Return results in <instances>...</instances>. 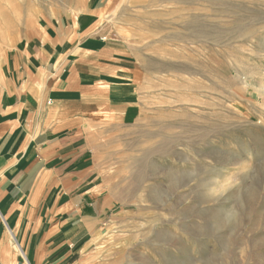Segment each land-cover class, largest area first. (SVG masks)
I'll use <instances>...</instances> for the list:
<instances>
[{
    "label": "rangeland",
    "instance_id": "1",
    "mask_svg": "<svg viewBox=\"0 0 264 264\" xmlns=\"http://www.w3.org/2000/svg\"><path fill=\"white\" fill-rule=\"evenodd\" d=\"M85 0H0L5 51ZM143 111L97 160L112 264H264V0H113Z\"/></svg>",
    "mask_w": 264,
    "mask_h": 264
},
{
    "label": "crops",
    "instance_id": "2",
    "mask_svg": "<svg viewBox=\"0 0 264 264\" xmlns=\"http://www.w3.org/2000/svg\"><path fill=\"white\" fill-rule=\"evenodd\" d=\"M85 0L8 48L0 69V264H112L115 201L97 160L143 111L145 70Z\"/></svg>",
    "mask_w": 264,
    "mask_h": 264
}]
</instances>
